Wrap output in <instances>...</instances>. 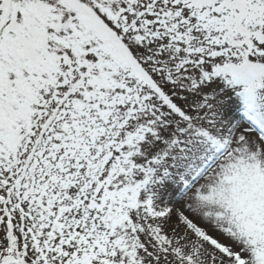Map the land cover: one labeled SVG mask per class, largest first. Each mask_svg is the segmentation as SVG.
<instances>
[{"label":"snow or ice","instance_id":"obj_1","mask_svg":"<svg viewBox=\"0 0 264 264\" xmlns=\"http://www.w3.org/2000/svg\"><path fill=\"white\" fill-rule=\"evenodd\" d=\"M0 264H264V0H0Z\"/></svg>","mask_w":264,"mask_h":264}]
</instances>
